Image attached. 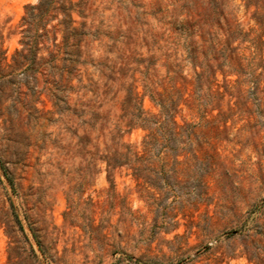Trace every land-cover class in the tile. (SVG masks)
Segmentation results:
<instances>
[{"label":"rangeland","instance_id":"374dc122","mask_svg":"<svg viewBox=\"0 0 264 264\" xmlns=\"http://www.w3.org/2000/svg\"><path fill=\"white\" fill-rule=\"evenodd\" d=\"M36 1L0 0V43L7 62L21 47L17 25L23 6ZM206 1L196 0L198 10ZM181 4L88 0V32L113 33L118 43L109 52L112 41L106 38L107 44L100 47L88 34L82 48L83 72L72 84L97 81V68L118 65L122 56L133 61L138 53L153 58L135 73L137 90L144 93V88L160 83L166 75L165 46H152L150 32L158 28H152L150 17H182ZM27 54L25 69L9 74L4 68L6 88L0 95V264H264V99L250 91L216 95L215 89H226L221 74L210 88L202 81L196 112L182 105L176 119L199 122L206 114L217 123L226 117L225 127L213 132L214 158L210 164L180 166L187 171L181 177L185 188L164 193L150 189L152 195L146 196L137 185L140 180L126 167L110 171V183L103 164L90 165L73 153L84 128L83 103L90 99L91 109L98 110L104 78L95 92L84 96L78 86L77 94H69L68 110L52 113L50 96L40 93L50 84L39 77L37 63L48 55ZM145 93L143 108L156 112ZM120 99L109 93L103 110L118 115ZM41 111L50 112L45 117L51 120H39ZM4 117L20 126L8 131ZM143 133L135 127L124 139L139 147ZM151 179L163 184L161 176L153 174ZM199 179L207 187L201 196L191 192Z\"/></svg>","mask_w":264,"mask_h":264},{"label":"trees","instance_id":"16d2710c","mask_svg":"<svg viewBox=\"0 0 264 264\" xmlns=\"http://www.w3.org/2000/svg\"><path fill=\"white\" fill-rule=\"evenodd\" d=\"M181 1L182 17L169 20L150 17L152 28H158L157 32H150L152 46L156 49L165 46L166 75L157 85L144 88L156 112L143 108L146 93L137 90L135 77V73L140 72L139 66L152 60L151 55L145 57L138 53L131 57L133 61L122 56L118 65L100 66L96 69L99 79L104 78L100 88L99 79L78 85L83 96L99 88L100 100L96 105L98 110L91 109L90 99L83 103L84 128L72 146L73 153L90 165L103 164L110 183V171L126 167L140 180L137 185L146 196L152 195L150 189L164 193L185 188L181 177L186 176L187 171L180 166L210 164L214 158L213 132L220 126L225 127L226 117H221L217 123L206 114L199 122L176 119L182 105L196 112L197 88L202 81L210 88L218 83L217 75L221 74L226 89H215L216 95L241 96L250 91L264 99V0H207L202 10H198L196 0ZM87 5L88 0H37L24 4L17 25L21 47L15 48L11 62H7L6 50L0 43V95L6 88L4 68L10 69L9 74L17 73L28 66L27 53H47L48 58L40 57L37 63L39 77H46L50 87H42L40 93L50 96L52 113L68 110L69 94L76 93L78 88L72 80L83 72L82 48L86 36L90 34L91 41H97L100 47L107 44L104 39L112 41L107 45L109 52H113L118 43L113 33L99 29L95 33L88 32L84 20ZM46 66L51 70L48 73ZM109 93L121 97L118 115L110 116L103 110ZM48 113L41 111L39 120L50 121L45 117ZM3 119L8 131L20 126L9 117ZM135 127L144 132L139 147L124 139V134ZM167 167H172L171 172ZM3 174L13 187L11 177L5 171ZM153 174L161 176L165 186L152 181ZM206 189L199 179L198 187L191 192L201 196Z\"/></svg>","mask_w":264,"mask_h":264}]
</instances>
